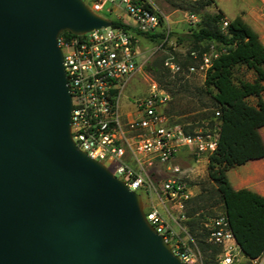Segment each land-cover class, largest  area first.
<instances>
[{"label": "water", "instance_id": "obj_1", "mask_svg": "<svg viewBox=\"0 0 264 264\" xmlns=\"http://www.w3.org/2000/svg\"><path fill=\"white\" fill-rule=\"evenodd\" d=\"M112 26L82 0H0V264H186L72 138L58 39Z\"/></svg>", "mask_w": 264, "mask_h": 264}, {"label": "built area", "instance_id": "obj_2", "mask_svg": "<svg viewBox=\"0 0 264 264\" xmlns=\"http://www.w3.org/2000/svg\"><path fill=\"white\" fill-rule=\"evenodd\" d=\"M82 1L100 16L106 12L116 17L109 19L112 27L58 39L72 97L73 141L80 151L103 163L132 191L142 197L154 195L161 201L158 206L146 209L145 214L169 243V220L163 218L159 206L166 205L164 198L168 201L190 198V189L178 181L181 168L173 161L184 150L196 161L208 160L218 149V124L193 134L186 133L179 124H171L165 114L170 96L155 84L148 96L137 98L134 103L125 100L129 83L142 68L138 60V37L159 32L167 21L149 0ZM126 18H130L131 24ZM190 19L199 22L194 15ZM114 23L129 28L114 27ZM226 27L228 20L223 22V28ZM218 56L219 52L204 54L200 66L203 77ZM192 57L198 58L196 53ZM167 65L173 71L179 70L173 64ZM189 71L198 73L199 70L193 65ZM157 166L166 167L170 174L161 188L162 195L155 186L159 183L156 178L161 176ZM205 227L208 243L221 248L219 264L239 262L243 255L228 219L221 216ZM174 253L186 264L198 261L187 251ZM251 264H264V251Z\"/></svg>", "mask_w": 264, "mask_h": 264}, {"label": "trees", "instance_id": "obj_3", "mask_svg": "<svg viewBox=\"0 0 264 264\" xmlns=\"http://www.w3.org/2000/svg\"><path fill=\"white\" fill-rule=\"evenodd\" d=\"M191 3L201 18L197 29L185 38L193 47L186 62L180 65L185 68L188 64L195 65L198 59L201 62L210 44L220 48L219 56L204 77L203 90L211 96L215 110L203 129L218 124L220 134L218 149L208 158V177L214 187L213 194L223 207L221 216L228 219L243 257L251 264L264 251V198L247 189L235 190L227 173L235 167L264 159V141L260 135V128L264 127V45L240 16L228 21V27L223 28L227 20L225 14L221 10H206L214 0ZM114 27L129 28L120 23H114ZM63 36L74 37L69 32L62 33L60 38ZM141 36L164 38L158 33ZM192 53L198 58L194 59ZM239 67L252 72L254 80L236 82L234 72ZM250 98H256L257 104H250ZM184 130L188 134L195 132L192 126ZM202 233L197 238L204 255L203 264H219L221 248L208 243L206 227Z\"/></svg>", "mask_w": 264, "mask_h": 264}, {"label": "rangeland", "instance_id": "obj_4", "mask_svg": "<svg viewBox=\"0 0 264 264\" xmlns=\"http://www.w3.org/2000/svg\"><path fill=\"white\" fill-rule=\"evenodd\" d=\"M149 1L157 8L160 16L167 18L166 24L157 32L164 38L138 37V60L142 68L129 83L125 100L134 103L137 98L148 96L152 85L155 84L170 96L171 100L165 108V114L171 124H179L183 128L192 126L194 131H204L203 128L208 126L215 107L211 96L203 90L201 62L199 59L194 62L198 73H191L189 64L185 68L180 65L186 62L188 52L193 47L185 38L197 29L198 23L192 22L190 17L194 15L200 20L201 14L192 6L190 0ZM255 6L258 10L253 11ZM206 10L209 12L221 10L228 21L239 14L257 30L260 18L264 17L262 0H214V4ZM253 12L258 16L254 17ZM102 15L112 20L116 17L106 12ZM126 22L131 24L130 18H126ZM219 50L217 45H208V52ZM167 64H173L179 70L173 71ZM234 78L236 82L253 81L254 74L244 67H239L234 72ZM262 98L264 99V93ZM257 101L256 98L249 99L252 105H256ZM184 152H186L184 155L180 153L176 157L173 164L180 166L182 173L179 174L178 181L190 189V198L186 201L180 198L168 201L164 198L166 205L162 206L164 212L161 215L165 220H169L167 238L172 249L187 251L198 260L196 264H203L204 255L197 237L203 235L206 224L223 214V207L213 194L214 187L208 177V160L196 161L194 156L189 155L188 150ZM157 167L161 176L156 178L159 183L155 186L157 193L162 195L161 188L170 174L166 167ZM142 199L145 210L152 208L153 205L158 206L161 202L154 195L143 196ZM179 205H182V209ZM235 264L247 262L241 257Z\"/></svg>", "mask_w": 264, "mask_h": 264}, {"label": "crops", "instance_id": "obj_5", "mask_svg": "<svg viewBox=\"0 0 264 264\" xmlns=\"http://www.w3.org/2000/svg\"><path fill=\"white\" fill-rule=\"evenodd\" d=\"M262 2L264 3V0H262ZM254 10L255 11L258 10V7L257 8L256 6L253 7V11ZM252 14L254 17L258 16V15H255L254 12ZM238 16L239 14L235 16L234 18ZM258 23H259L258 30L257 28H254L250 23H247V24L250 25L252 29L259 35V39L261 43L264 45V17H261ZM260 135L264 141V127L260 128ZM180 153L184 155L186 152L182 151ZM227 176H228V179L231 185L233 186L235 190L247 189L264 198V159L254 160L240 167H235L227 173ZM159 210L161 211V213L164 212L163 209L160 207H159Z\"/></svg>", "mask_w": 264, "mask_h": 264}]
</instances>
